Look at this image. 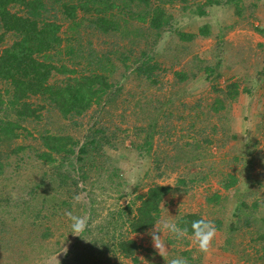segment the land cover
I'll return each mask as SVG.
<instances>
[{
	"label": "rangeland",
	"instance_id": "1",
	"mask_svg": "<svg viewBox=\"0 0 264 264\" xmlns=\"http://www.w3.org/2000/svg\"><path fill=\"white\" fill-rule=\"evenodd\" d=\"M53 1L44 0L50 10L46 16L53 19L56 13L60 20L57 10L50 8ZM180 1L167 7L177 18L179 30L194 37L181 39L166 31L158 40L152 52L161 64L157 83L133 70L125 72L120 66L112 78L113 87L101 104L95 103L72 121L56 120V126H50L54 130L59 126L65 128L80 141L79 145L88 134L104 130L100 136H104L105 156H99L96 164L107 161L108 157V162L118 166L120 177L116 184L98 175L96 165L88 171L87 181H79L72 192L61 194L60 198L68 200L71 208L62 205L51 217L44 218L50 235L46 241L48 253L41 257H36L27 242H23L24 218L14 222L8 212V221L2 222L3 213L0 214V228L5 229V233H0V264H64L74 255L75 244L84 249L96 237L101 240L96 249L101 247V251H94L89 264H166L148 235L154 226L132 233L127 225L131 213L123 211L131 205V217L134 216L140 204L139 195L157 184L171 187L157 222L162 218L177 220L182 214L197 212L213 221L217 229L209 254L198 251L192 235L177 240L165 232L168 260L176 255L185 256L175 253L176 249L190 251L191 257L200 259L202 264H264V0H240L245 8L240 16L234 12L235 4L212 5L208 15L200 16L190 9L182 10ZM187 1L202 6L208 3V0ZM14 10L20 12L18 7ZM203 24L210 26L209 35L200 34ZM62 35L76 36L98 54L115 49L114 43L120 40L87 25L72 30L69 23L63 24ZM15 38L8 33L3 46ZM214 51L221 52L224 65L217 69L219 77L203 68L205 61L215 63ZM112 58L117 63L115 55ZM180 71L188 73L183 82L176 80L175 73ZM235 82L239 84V94L230 99L226 92ZM5 86L0 81V88ZM218 100L224 105L219 112L214 109ZM45 121L39 125L26 123L32 136L19 137L12 146L38 144ZM149 122L155 123L156 132L153 149L146 153L140 149L146 132L139 129H148ZM3 149L2 143L0 150ZM15 167L14 163L10 164L0 176V198L13 194L14 203L25 202V183L10 179L16 174ZM50 168L49 164H42L30 181L35 182ZM229 175L236 177V183L226 189L224 184L229 181ZM215 193L220 195L219 200L209 201ZM75 195H80L83 202L75 203ZM17 208L12 204L9 210L20 214ZM66 211L88 216L90 232L82 236L70 232L71 221ZM118 212H124V223L116 222ZM104 224L111 228L102 230ZM122 238L133 239L141 245L135 255L137 262L117 251L116 243Z\"/></svg>",
	"mask_w": 264,
	"mask_h": 264
},
{
	"label": "trees",
	"instance_id": "2",
	"mask_svg": "<svg viewBox=\"0 0 264 264\" xmlns=\"http://www.w3.org/2000/svg\"><path fill=\"white\" fill-rule=\"evenodd\" d=\"M177 1L54 0L50 8L53 7L60 14L58 20L56 13L53 19L46 16L50 10L44 0H0V81L6 85L4 89L0 88V146L3 143L4 147L0 150V176L14 163L16 174L10 179L13 181L16 178L18 182L25 183L23 190L27 196L25 202L15 201L18 203L13 202V194L2 196L0 214L3 213L2 222L8 221V212L14 222L24 218L21 222L25 236L23 242H27L36 257L48 253L46 241L50 231L44 226V218L51 217L62 205L71 208L68 200L60 198L61 194L72 192L79 181H87L90 177L88 171L96 165L97 174L104 175L110 183L116 184L120 177L118 166L114 167L108 162V157L107 161L102 160L100 165L96 164L99 156H105L102 152L104 136H100L104 135V130L88 134L84 143L79 145L80 141L67 133L65 128L59 126L54 130L50 126H56V120L72 121L95 103L101 104L110 93L112 78L116 68L120 66L125 72L133 70L135 74L157 83L161 64L152 52L155 51L158 40L166 31L179 35L181 39L191 40L194 37V34L179 30L177 18L167 7V4ZM180 2L182 10L190 9L200 16L208 15V9L212 5L230 7L235 4L234 12L238 16L245 12L240 0H208L206 6L192 5L187 0ZM16 7L20 8V12L14 10ZM64 23H69L72 30L80 25L91 26L101 34L120 40L114 43L115 49L98 54L93 48L84 46L76 36H63ZM210 29L208 24H203L200 34L209 35ZM8 33L16 38L11 44L3 46ZM183 51L186 52L184 46ZM114 55L117 63L112 58ZM214 56L215 63L205 61L203 66L211 74L217 73V69L224 66L221 52L214 51ZM175 75L177 81L183 82L188 73L180 71ZM219 76L218 72L216 77ZM238 86V82L228 86L226 95L230 99L239 94ZM107 100L109 102L108 98ZM221 108L224 105L222 100H218L214 109L219 112ZM44 119L46 121L39 131L38 144L21 143L12 146L19 137L32 136L26 123L39 125ZM149 124L148 129H139L140 132H146L143 143L140 144V149L146 153L153 149L156 132L155 123ZM42 164H49L51 168L43 171L35 182H31L30 179ZM235 183L236 177L229 175V181L224 186L229 189ZM54 191L58 194L53 195ZM170 191L171 187L168 185L151 186L145 194L139 195L140 204L136 207L134 216L131 217V205L123 209L125 213H131L127 225L132 233L144 232L154 226L160 218L162 203ZM219 198L220 195L215 193L209 201L215 202ZM12 204L18 207L20 214H13L9 210ZM239 210L241 211V207ZM124 212L115 215L116 222L124 223ZM201 218L204 217L200 213L189 212L177 217L176 221L181 222V227H188L187 235H192L191 221ZM183 221L188 223L184 224ZM262 222L264 225V218ZM108 227L111 228L104 224L101 229ZM0 229V233H5L4 227ZM88 232L90 230L84 234ZM98 241L101 242L100 237L90 240L87 246H83L84 249L79 243L75 244L74 255L64 264H89L94 251H101V247L96 249ZM116 246L120 254L138 261L135 256L141 246L138 242L122 238ZM174 251L185 255L189 264H202L200 259L198 261L191 257L190 251Z\"/></svg>",
	"mask_w": 264,
	"mask_h": 264
},
{
	"label": "clouds",
	"instance_id": "3",
	"mask_svg": "<svg viewBox=\"0 0 264 264\" xmlns=\"http://www.w3.org/2000/svg\"><path fill=\"white\" fill-rule=\"evenodd\" d=\"M245 143L247 141H244ZM75 203H81L82 197L80 195H75L73 197ZM75 203L73 206H75ZM65 215L71 221V231L74 235L82 236V234L89 227V217L80 216L74 214L72 211H66ZM181 222L176 220H170L162 218L159 222L154 223V227L149 230L148 235L152 239L153 247L157 252L164 257L166 264H189V261L185 257H173L170 260L167 259L168 256V244L165 241V232L171 234L175 239L180 240L187 236L188 227H181ZM187 224V221H183ZM192 238L193 242L198 248V251L204 254H209L212 249V242L216 237L217 229L213 221L201 218L199 220L191 221ZM64 252H67L65 248Z\"/></svg>",
	"mask_w": 264,
	"mask_h": 264
}]
</instances>
